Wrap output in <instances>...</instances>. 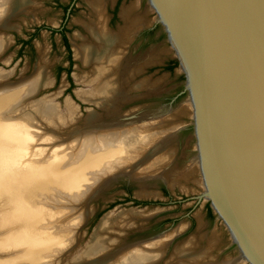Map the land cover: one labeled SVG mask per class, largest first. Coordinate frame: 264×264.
I'll return each mask as SVG.
<instances>
[{
	"label": "bare ground",
	"instance_id": "6f19581e",
	"mask_svg": "<svg viewBox=\"0 0 264 264\" xmlns=\"http://www.w3.org/2000/svg\"><path fill=\"white\" fill-rule=\"evenodd\" d=\"M32 1L0 0V31L10 27L6 21L17 14L12 10L25 11L34 5ZM139 1L121 10L126 24L118 31H110L105 13L107 0H90L89 8L96 20L90 25L85 23V28L92 42L80 37V43L74 48L76 58L90 67L81 77L90 89L80 90L78 95L83 101L93 102L110 112L108 118L102 119L92 112L85 123H76L71 131L63 134L59 128L77 119V108L70 100L66 104L67 118L52 102L58 93L25 107L26 101L52 84L45 64L38 66L30 77L0 85V264H60L65 251L77 240L73 228L85 219L89 199L101 187L108 186L111 177L119 178L115 174L124 167H130L129 177H126L142 189V195L151 193L145 187L152 180L173 186L181 178L188 181L193 171L199 169L196 154L187 171L173 168L172 145L177 142L178 130L166 131L168 126L175 125L174 113L192 110L190 98L183 101L185 105L168 114L160 115L161 109L129 115L121 111L115 113L114 106L119 98L150 87L147 79L136 80L135 77L155 57L148 55L145 59L128 62L126 51L139 27L146 22L143 16L134 15ZM147 1L151 10L156 11ZM16 2L17 8H14ZM156 21H162L159 15ZM171 38L174 50L177 47ZM7 39L0 33V55L6 49ZM123 68L127 74L125 78L122 77ZM4 73L0 71V81ZM41 139L46 149L36 147ZM140 165L144 169L132 174ZM124 175L127 174L124 172ZM201 179L192 181L203 187L206 195L202 176ZM134 218L147 217L144 212L132 210L114 216L107 214L72 264L160 263L168 244L179 232L171 229L172 232L164 233L165 236L161 234L146 241L117 243ZM212 236H200L208 246L198 252L191 250L188 243L177 248L174 257L165 264L247 262L242 255L228 262L222 259L221 262L210 259L206 262L215 245Z\"/></svg>",
	"mask_w": 264,
	"mask_h": 264
},
{
	"label": "rangeland",
	"instance_id": "374dc122",
	"mask_svg": "<svg viewBox=\"0 0 264 264\" xmlns=\"http://www.w3.org/2000/svg\"><path fill=\"white\" fill-rule=\"evenodd\" d=\"M89 1L33 0L34 5L25 11L21 9L16 12L18 16L9 22L14 26V29L0 31L8 38V45L0 55V71L5 72L1 77L3 80L0 81V85L9 82L17 83L23 78L30 77L38 66L45 64L47 76L52 80V84L42 89L31 98L32 100L26 101L25 107L43 97L58 93L52 98V102L57 104L60 113L67 118L68 107L66 104L67 100H70L77 108V119L74 123L67 122L59 128V132L63 134L71 131L77 125L76 123L78 125L85 123L91 110L93 113L99 114L102 119H106L110 115V112L93 102L83 101L78 95L80 90L90 89L89 85L81 81V77L90 71V67L84 66L76 58L74 51L75 45L81 41L80 37L92 42L85 28V23L90 25L95 19L90 11ZM140 1L139 5H136L137 9L134 15L143 16L146 22L145 25L139 27L132 40L129 38L131 41L126 48L128 62L145 59L148 55L155 57V60L151 64L145 65V68L143 66V71L135 77L136 80L147 79L150 87L126 94L124 98H119L116 101L115 113H119L121 109L122 114L125 115L163 107H171L174 110L178 106L185 105L184 102L187 99V93L184 91V74L180 70L174 50L167 41L163 27L156 21V12L151 10L147 0ZM136 2L137 0H107L105 13L108 17L107 25L112 31H118L126 24L120 17L121 9L136 4ZM61 30H65L64 34L70 49L64 46ZM28 40L30 42L27 44ZM126 76V71L123 68L122 77ZM130 95L133 96L131 100L122 104L127 101ZM176 114L174 113L175 117L173 118L175 125L165 128H167V132L178 130L177 142L172 145L175 152L173 168L187 171L195 150L192 111L188 108L182 113ZM40 141L37 142L39 146L36 147L46 149L44 141L42 139ZM142 167L144 169V166L140 165L131 173H139L142 171ZM129 170L130 167L121 169L122 173L119 171L118 175L115 174V176H120L119 178L109 176L113 178H109V185L101 187L100 191L89 199L86 205L85 219L76 228H73L77 240L72 247H69L68 251H65L60 264H72L75 256L84 251L104 215L111 213L114 216L129 210L144 212L147 218H134L131 221V226L126 232L124 231V235L122 234L121 240L118 239L117 243L143 239L146 241L145 239H152L159 233H163L165 236L169 231L179 232L168 244L164 258L161 260L163 262L160 261L158 264H165L167 260L174 257L176 249L186 243L195 252L203 249L204 246L207 247V242L200 237L204 234L208 238L213 235L215 242L209 256L205 259L206 262H221L222 260L228 262L231 259L240 258L241 255L232 244L222 221L216 217L209 202L199 197L203 187L192 181L195 179L202 181L198 168L193 171L194 175L192 174L188 181L181 178V183L179 181L173 186L152 180L146 186L147 188L145 187L146 191L151 193L144 195H142L140 187L128 181L126 176L129 175ZM124 172L127 175H124ZM244 264H248V262Z\"/></svg>",
	"mask_w": 264,
	"mask_h": 264
},
{
	"label": "water",
	"instance_id": "95a60500",
	"mask_svg": "<svg viewBox=\"0 0 264 264\" xmlns=\"http://www.w3.org/2000/svg\"><path fill=\"white\" fill-rule=\"evenodd\" d=\"M149 3L170 46L171 37L176 44L185 77L194 154L207 192L199 197L209 202L238 254L248 264H264V0Z\"/></svg>",
	"mask_w": 264,
	"mask_h": 264
},
{
	"label": "flooded vegetation",
	"instance_id": "af4514ba",
	"mask_svg": "<svg viewBox=\"0 0 264 264\" xmlns=\"http://www.w3.org/2000/svg\"><path fill=\"white\" fill-rule=\"evenodd\" d=\"M148 2V1H147ZM122 10V9H121ZM115 17V16H114ZM120 17H121V11H120ZM107 18V20H108V17H106ZM122 18V17H121ZM124 21V20H123ZM108 22V21H107ZM107 27H108V25H107ZM108 29L110 30V31H112L109 27H108ZM52 30V29H51ZM53 31V30H52ZM61 35H62V39H63V36H65V30H61ZM65 38H66V43H65V41L63 40V43H64V46L67 48L68 47V49H70V46H69V43H68V40H67V37L65 36Z\"/></svg>",
	"mask_w": 264,
	"mask_h": 264
},
{
	"label": "trees",
	"instance_id": "16d2710c",
	"mask_svg": "<svg viewBox=\"0 0 264 264\" xmlns=\"http://www.w3.org/2000/svg\"><path fill=\"white\" fill-rule=\"evenodd\" d=\"M63 40L65 41V43H66V38H65V36H63ZM30 42V40H28L26 43L28 44ZM67 49H68V47H67ZM69 51V50H68Z\"/></svg>",
	"mask_w": 264,
	"mask_h": 264
}]
</instances>
